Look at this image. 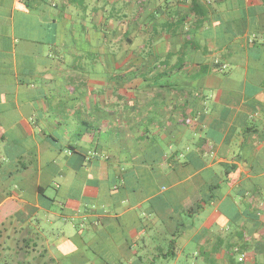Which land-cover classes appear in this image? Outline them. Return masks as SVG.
Returning <instances> with one entry per match:
<instances>
[{
  "label": "crops",
  "instance_id": "1",
  "mask_svg": "<svg viewBox=\"0 0 264 264\" xmlns=\"http://www.w3.org/2000/svg\"><path fill=\"white\" fill-rule=\"evenodd\" d=\"M0 259L264 264V0H0Z\"/></svg>",
  "mask_w": 264,
  "mask_h": 264
},
{
  "label": "rangeland",
  "instance_id": "2",
  "mask_svg": "<svg viewBox=\"0 0 264 264\" xmlns=\"http://www.w3.org/2000/svg\"><path fill=\"white\" fill-rule=\"evenodd\" d=\"M74 15V20L78 21L79 23H81L82 20H84V18L87 19V16L85 15V13L83 12H76V13H72ZM110 14V13H109ZM109 14L106 13V16H108ZM92 19V15L91 13L88 14V19L87 20H91ZM118 21L117 18H115V23ZM10 254L7 255V258L10 259ZM0 264H9V263H5L2 259H0Z\"/></svg>",
  "mask_w": 264,
  "mask_h": 264
},
{
  "label": "built area",
  "instance_id": "3",
  "mask_svg": "<svg viewBox=\"0 0 264 264\" xmlns=\"http://www.w3.org/2000/svg\"><path fill=\"white\" fill-rule=\"evenodd\" d=\"M240 259H242V258H240Z\"/></svg>",
  "mask_w": 264,
  "mask_h": 264
}]
</instances>
